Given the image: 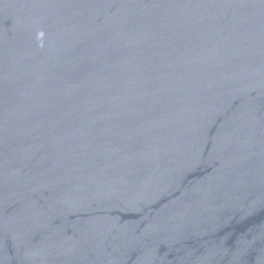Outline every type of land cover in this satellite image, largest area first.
Returning <instances> with one entry per match:
<instances>
[{
	"label": "water",
	"instance_id": "1",
	"mask_svg": "<svg viewBox=\"0 0 264 264\" xmlns=\"http://www.w3.org/2000/svg\"><path fill=\"white\" fill-rule=\"evenodd\" d=\"M0 264H264V0H0Z\"/></svg>",
	"mask_w": 264,
	"mask_h": 264
}]
</instances>
